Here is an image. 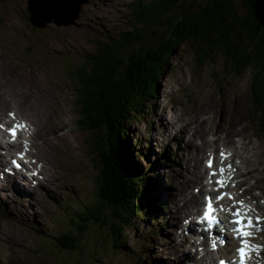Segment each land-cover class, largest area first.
I'll list each match as a JSON object with an SVG mask.
<instances>
[{
    "label": "rangeland",
    "instance_id": "1",
    "mask_svg": "<svg viewBox=\"0 0 264 264\" xmlns=\"http://www.w3.org/2000/svg\"><path fill=\"white\" fill-rule=\"evenodd\" d=\"M133 1L83 0L79 17L75 21L58 25L54 12H46L45 15L52 20H47L40 27L27 18L30 13L29 0H0L1 87L7 90L14 77L17 80V77H21L25 84L26 81L32 84L44 99L55 98L62 114L58 124L62 125L61 130L53 134L56 144H60L61 148L54 149L59 177L54 176L51 181L46 176L41 179L42 188L38 194L42 196L38 195L37 199L30 200L33 192L27 196L23 186L18 184L12 187L11 179L0 173V185H7L6 188L0 186V264H140V258H135L136 249L133 247L135 238H140L144 231L149 235L158 234V238L162 237L158 246L154 245L152 249L162 261L155 260L154 263L171 264L175 262L173 258H188L189 253L186 254V250L178 251L179 243L171 235L174 233L171 221L175 219L172 216L175 214L174 205H179L177 209L182 207L183 201L180 199L185 194L189 196L192 191L194 178L191 177L186 182V176L188 173L193 174L192 171L197 166L190 165L195 162L190 158L195 157L197 160L203 139L207 141L206 151L209 150V153L213 150L209 147L212 145L209 140L215 138L218 144L225 140L228 142V138L222 135L223 131L232 130L231 135L227 136H230L231 141H243V151L235 149L234 155L242 156L244 152L245 159L248 156L247 162L243 160L244 173L253 184L242 181V178L238 183L242 181L248 191L253 188L252 193L260 191L259 189L264 190V134L261 132L264 131V126L259 118L264 111V101L258 102L251 92L255 74L253 64L245 62L242 66H234V60L217 47L208 49L203 56L191 43L185 42L169 58V67L161 77L156 94L146 102L148 105L145 103L144 107L138 106L137 112H134L135 109L130 110L129 114L134 113L136 118L127 120L131 125L125 142L131 150L132 163L139 167L150 166L156 161L159 164L153 170H148L151 172L150 177H153L151 196L154 198L158 193L161 201L155 198L147 211H152L148 220L159 223V214L154 217L153 213L161 209L162 202L165 207L163 212L170 208L169 212L164 213L163 229L159 231L156 224L141 218L134 219L132 226H125L126 221L121 222L119 228L101 225L94 222L92 217L91 222L78 221V210L83 212V217L92 216L93 214L87 213L98 211L96 206L100 204L96 200L99 178L103 171L96 156L98 152L94 149L102 135L101 126H95L92 119H86L82 114V106L78 104V81L74 72L76 69L73 68L77 63L83 62L81 58L96 49V39L100 33L114 34L129 26L132 19L130 13L127 15L128 19L125 16V3ZM236 2L237 11L245 15V1ZM68 10L70 9L55 16L68 18ZM70 14L73 16L75 13ZM243 28L240 29L243 32L240 38L245 44L243 36H248L249 31L245 30H249L250 26L248 29L246 26ZM254 34L257 36V33ZM230 35L234 42H239L234 32L230 31ZM261 42L263 43L262 40ZM247 47L251 52L255 48L252 45ZM35 77L41 80L45 88L37 86ZM5 96L9 104H12L11 101L16 103L12 93ZM19 106L22 108L21 112L27 110L23 104L19 103ZM231 116L235 124L228 129L223 128L227 126ZM38 119L41 124L43 117ZM200 119L201 122L196 123ZM202 131L204 136L197 138L198 132ZM4 132L11 134L7 129ZM3 141L0 136V157L9 159L8 163L16 159L20 161L15 147L5 145ZM180 143L181 146L176 147ZM99 144V148L103 146V142L100 146ZM173 145L174 149L171 148ZM51 146L53 145L46 143L43 147L46 156L54 153ZM165 149L169 157L162 163L166 156L163 152ZM9 151L15 152L16 157H7L3 153ZM191 154L193 155L190 157ZM233 169L238 171L239 168L236 166ZM198 170L196 171L199 173ZM24 172L27 177L30 175L35 180L42 177L30 167L25 168ZM49 185L55 186L51 192L48 190ZM169 195H172L171 202L168 200ZM261 203L264 204L263 199ZM102 210L101 214L105 211L107 221L111 220L108 218H112L111 206ZM100 222L103 223V220ZM37 228H40L42 234L36 231ZM72 229L75 233L76 249L58 247L55 236ZM43 232L48 233L44 236ZM170 235L172 238L169 241ZM181 245L186 244L182 242ZM124 246L126 249H123ZM194 250L192 248L190 251ZM198 254L191 252L188 260L192 259L193 263L199 259L195 258ZM184 263L185 260L176 262Z\"/></svg>",
    "mask_w": 264,
    "mask_h": 264
},
{
    "label": "trees",
    "instance_id": "2",
    "mask_svg": "<svg viewBox=\"0 0 264 264\" xmlns=\"http://www.w3.org/2000/svg\"><path fill=\"white\" fill-rule=\"evenodd\" d=\"M243 1L247 9L245 15L237 11L236 0L125 3V16L130 13L132 19L129 26L114 34L100 33L96 49L73 68L82 114L92 119L94 125L101 126L99 146L103 142L100 148L96 143L94 149L103 171L96 200L100 204L96 206L98 211L87 213L92 216L83 217V212L77 211L81 222H91L92 217L101 225L119 228L121 222L126 221L125 226H132L134 219H142L150 209L154 202L152 178L138 171L130 159L131 150L125 137L130 133L131 124L127 120L136 118L134 113L129 114L130 110L137 112L138 106L144 107L149 97L156 94L161 77L169 67V58L185 42L191 43L203 56L208 49L217 47L234 60V66L245 62L253 64V94L258 102L264 101V0ZM244 26L247 29L250 26L263 43L249 33V37L243 36L244 44L240 38L243 34L240 29ZM230 31L239 42H234ZM248 45L255 46L252 52L248 51ZM106 206L112 208V218L108 217L111 219L108 221L105 211L101 214ZM73 232L72 229L56 235L57 245L66 250L76 249ZM43 233L46 236L48 232Z\"/></svg>",
    "mask_w": 264,
    "mask_h": 264
},
{
    "label": "bare ground",
    "instance_id": "3",
    "mask_svg": "<svg viewBox=\"0 0 264 264\" xmlns=\"http://www.w3.org/2000/svg\"><path fill=\"white\" fill-rule=\"evenodd\" d=\"M38 3H39V0L36 1L35 5L37 4V6L41 8V6H39ZM31 7H32V4H30L29 2V5H28L29 11L31 10ZM68 9H70L68 10L69 11L68 15H71L70 13L72 12L75 13L77 11L76 9H72L70 7ZM53 12L56 14H60L61 8H55ZM48 21H51V20H48ZM56 24L67 25L70 23H60L58 21L56 22ZM17 78L18 80L14 77L13 82L9 85L7 90L3 89L0 85V127H1L0 136L3 137L4 139L3 142L5 145H9V146L13 145L15 147V151L19 152V154H22L25 157L24 158L20 157L22 160L18 161L20 165L18 169L15 167V165L12 162L8 163L9 159H4L0 157V173L2 172V170H9V173H11V175L14 176L13 177L14 181L11 180L12 181L11 186L15 187V186H18V184L23 186V191L27 194V196H29L33 192V194L31 195V199H30L32 200V199H37L38 195L42 196V194H38V192L42 188L41 179H44L43 178L44 176H46L45 178L50 181L52 180L54 176L59 177L58 175L59 171L57 170V165H56L57 156H56L54 149L61 150V148H60V144H56L57 140L54 139L53 134L61 130L60 127L62 125H58V124H60V121L62 119V114L60 112V108L58 107V103L56 102L55 98L44 99L41 96V93L36 92V88L34 86L33 87L31 86L32 84L26 81V84L28 86L27 87L25 82L22 81L21 77H17ZM34 79L36 80L37 86H39L41 89L45 88V86L42 84L40 79H37L36 77ZM9 92L15 96V102L17 103V105L16 103L14 104L13 101H11L12 104H9V100L5 96ZM19 103L23 104L27 108V110L21 112L20 109L22 108L19 106ZM10 113L14 114V116L9 115ZM41 116L43 117V121L40 124L38 117L41 118ZM198 121L201 122V119L197 120L196 123H198ZM233 121H234V118H232L231 116L230 120L227 123V126L226 127L223 126V128L228 129L230 126L234 125L235 123ZM15 125L21 126L20 128H17L18 133H20V137L23 138L21 140L12 139L13 136L11 134L4 132V130L6 129L9 131V129ZM231 132L232 130L222 132V135H224L225 138H228L227 140L228 142H226L225 140V142L223 143L221 142L218 144V142L216 143L215 138L209 140L210 142H212V145H210L209 147L213 149L212 151H213V158H214V168L218 169L221 165V158L218 156L219 155L218 150L219 149L220 151L225 150L227 153H229V156L223 161V164L225 165L224 178L227 180L230 177L231 183H229V185L226 188L222 189V191H226L232 194L233 196L236 197L237 200H242L244 202V207L241 210L247 211V214L253 218L254 223H256L255 218L257 216L261 217L260 222L257 223L256 235L253 237L250 236L247 238V241L249 242V245L251 247V251L248 256V259H249L248 264H253V263L255 264L257 262H259L258 264H264V204L261 203V199L264 200V190L259 189L260 191H255L252 193L251 191H253V188H251V191H248L247 189L248 187L245 188L242 181L246 180V181H249L251 184H253V181H251L249 177H247V175L244 173L243 160L247 162L246 159H248L247 158L248 156H246V159H245L244 152L242 156H239V154L234 155L235 149L236 150L240 149L243 151L244 145L242 143L243 141H238L235 139L231 141L230 136L227 137L228 135H231ZM202 136H204L203 131L198 132L197 138L202 137ZM239 142H241V145L239 144ZM28 143L30 146L28 145ZM46 143L49 145H53L51 146V149H52V153L53 152L54 153L49 156H46L43 150V147L46 145ZM200 145H201L200 147L201 152L197 160L195 157H191L193 154L190 155L191 157L190 159L193 158L195 160V162L194 163L191 162L192 164L190 163V165L197 166L192 171L195 176H193V174L191 173H188V171L185 168H183L184 171L188 173L186 176L187 177L186 182L189 181V178L191 177L194 178V180L192 181L193 183L192 191L189 193V196L185 194L183 195L184 198L182 197L180 199V201H183L182 207L177 209V206L179 205L177 204L174 205L175 214H172V216H175V219H171V221H173L172 230L174 232L179 229H186L192 232L193 235H190V234L184 235V237L182 238L183 240L182 242H184V244L186 245H181L182 244L181 242L179 244L180 247L177 246V249L180 248V250L178 249L179 252L186 250L185 253L186 254L189 253V257L183 259L185 260L184 264H189V263L191 264H212L215 258L219 257L218 258V262H219L222 256H225V257L227 256V258H229V260L232 261L229 264H235L236 262L239 261V259L237 258V254L231 252L230 250L231 244L220 245L215 250H213L210 244L212 240L205 237V234L207 233L204 231L203 227L197 224V220L202 216V214L200 215V209H201V205L205 201L204 197L208 195L210 192L213 195L217 194L213 190L214 189L213 186L209 187V186H206V184H204V181L209 183V180H210V176L208 175L209 171L206 166V158L209 159L210 156L207 157L209 153V150L206 151L207 141L203 139ZM221 148H223L224 150ZM3 153L6 154L7 157L9 156L11 158H14L13 156L15 152L9 151V152H3ZM229 164H231L232 169L237 166L239 168L238 171L230 172L226 167ZM28 167H30V169L32 170L37 171L42 176L40 180H35L30 175L28 177L26 176V173L24 171H25V168H28ZM198 169L200 170L201 173L200 172L198 173L196 171ZM259 174L261 173L259 172ZM218 177H220L219 173L217 174V178ZM240 178H242V181L238 183V180ZM211 179L213 180V178ZM168 181L169 180L166 179L167 187L169 186V184L167 183ZM211 185H214V182L211 183ZM0 186L2 188H6L5 186L7 185L6 183H2V185ZM53 187L55 186L54 185L48 186L49 192H51V189ZM173 192H175V190ZM250 193L252 194L250 195ZM173 195L175 194L173 193ZM171 196L172 195H169V198H168L170 202L173 201L171 200ZM53 197H57V196L53 195ZM217 204H222L225 208V211L224 212L217 211L216 214L223 221H228L231 218L228 210L232 208L233 201L225 197L223 201L215 202L216 206ZM160 208H161V211L164 210L165 207H163V202L160 204ZM27 209H29V207H27ZM157 215H158V211L153 213L154 217H156ZM227 227L231 229L232 225L228 224ZM229 235L231 238V243H233L234 246L237 245V248H238V246L240 245V239L233 238V233L229 231L228 236H227V241L229 240ZM194 237H198L196 239V241L198 242L188 244L189 241ZM192 248H195V250L190 251ZM178 251H177V254H178ZM191 252L194 254L199 253L195 257L199 259L194 261L193 263L191 262L192 259H190V261L188 260L190 258ZM252 252L256 253V258H257L255 262L253 263L250 262L251 260L250 254ZM180 257L182 258V255H180ZM173 260L175 261V264L176 262L183 261V260H179L178 258L176 259L173 258ZM138 262L142 264L140 260H138Z\"/></svg>",
    "mask_w": 264,
    "mask_h": 264
},
{
    "label": "snow or ice",
    "instance_id": "4",
    "mask_svg": "<svg viewBox=\"0 0 264 264\" xmlns=\"http://www.w3.org/2000/svg\"><path fill=\"white\" fill-rule=\"evenodd\" d=\"M9 115L14 116V114L10 113ZM20 125H15L9 129L11 135L15 138L17 135V128H20ZM229 154L224 151L220 152L221 157V165L219 169L214 168V158L210 157L206 166L210 170L208 175L211 178L217 177V172H219L220 178L209 180V183L214 182V191L217 193L213 195L211 192L204 197L206 200L205 211L203 215L197 220V224L203 227L204 231L212 237L211 247L215 250L218 246L227 243L228 232L231 231L234 235L233 238H239L241 246L237 249V253L239 255V264H246V259L249 256L251 251V247L248 244L247 238L251 236L250 229L254 227L253 218L247 214V211H242L241 209L244 207V202L242 200H237L235 196L232 194L222 191V189L226 188L229 183H231V178L229 177L227 180L224 178L225 174V165L223 161L227 158ZM13 164L18 169L20 167L19 163L13 161ZM230 172H234L231 164L226 166ZM235 186V185H233ZM227 197L229 200L233 201L232 208L228 210L230 219L225 222L221 218H219L215 213L217 211L224 212L225 208L222 204H217L214 207V201L220 202L223 201ZM261 217L257 216L255 218L256 223H259ZM232 225L231 229L227 227V225ZM206 225V226H205ZM218 227V234L215 229ZM203 238V237H202ZM219 264H228L227 261L221 260Z\"/></svg>",
    "mask_w": 264,
    "mask_h": 264
},
{
    "label": "water",
    "instance_id": "5",
    "mask_svg": "<svg viewBox=\"0 0 264 264\" xmlns=\"http://www.w3.org/2000/svg\"><path fill=\"white\" fill-rule=\"evenodd\" d=\"M36 1L37 0H29L30 4H32L31 10H30L31 11L30 20H32V22L38 26H44L47 20H52L50 16L45 15L46 12L48 14H51L49 12H53L55 8H61V11L63 12L65 11V9H68V7L74 8L77 10L75 14H73V16L68 15L69 16L68 18L67 16L65 18H58L57 17L58 14L55 16L56 13H54L56 22L59 21L60 23H69L71 21H75V18L79 17V12H80L79 9H80V5L82 4L83 0H41L42 2L39 0L38 4L39 6H41V8H39L37 4L35 5ZM252 31H253L252 29L247 30V32L250 34H252ZM252 35L256 38V40H259L261 44V40L258 38V36H256L254 33Z\"/></svg>",
    "mask_w": 264,
    "mask_h": 264
}]
</instances>
